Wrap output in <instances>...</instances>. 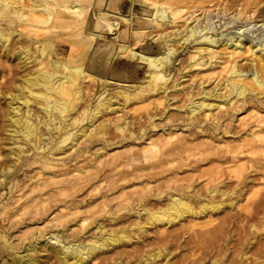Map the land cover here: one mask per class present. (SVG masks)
<instances>
[{
  "label": "bare ground",
  "instance_id": "bare-ground-1",
  "mask_svg": "<svg viewBox=\"0 0 264 264\" xmlns=\"http://www.w3.org/2000/svg\"><path fill=\"white\" fill-rule=\"evenodd\" d=\"M86 1L0 0V52L4 50L2 54L5 58L12 57L23 72L26 68L37 66L35 69L20 74L16 88L5 95L6 100L3 102L6 107L5 116L7 121L5 130L7 141L11 143L7 147V155L8 153L11 156L15 155V159L18 162L24 154L25 147L29 146L31 150L35 149L37 153L41 154L38 156L43 164L41 171H45L47 168L51 170L47 178H40L31 185L32 188H37V193L32 198L19 204V209L24 212L27 207H30V201H34V203L32 202V224H41L46 218L45 215L50 214L48 212L54 206L53 202H51L54 196L62 193L64 189L78 188L77 190H82L87 185L86 179H83L89 175H80L82 174L81 172L78 175L79 171H82L84 167L79 166L76 169H67L68 161L63 157L70 159L71 157L69 158L68 156L75 155L72 152L66 153V151L73 148V145L81 138L85 142L87 136L92 133L91 131H88V133L87 130L91 125L93 126L99 114L102 115L108 110L111 112L117 111L118 106L124 108L128 103L134 105L136 107L134 108L135 110L145 109L148 112L145 117L148 125L145 127L140 123L139 129L143 134H147V127H157V123L154 120L157 115L161 116L167 111L170 112L171 108L173 110L175 108L177 113L185 115L181 119L183 122L181 125H189L192 129L196 128L189 134L211 133L214 130L215 135L218 136V134L224 135V132H232L231 123H233L235 117L240 119V121L244 120V116L237 118L235 114H242L248 109L264 106V100L260 96L264 94V40L256 41L252 44L251 42L254 39L249 36L238 34L235 38L222 39L221 35L208 33L207 23L211 13L208 8L210 6L208 5V0H173L176 1L175 5L167 0H138L143 2L141 6L144 8V12L147 15L146 19L149 20L150 26L146 30L143 28L135 29L136 39L133 44L115 40L113 47H106L110 53V61L105 66L102 61L97 59L100 55L98 44L91 48L92 43H95L99 37L97 33H102L105 30L104 19L94 22L91 20V16L93 12H97L109 18L111 12L107 8L105 10L97 9L95 6L96 0H90L89 3ZM183 1H191L193 8L186 12L181 5ZM205 1L208 3L205 4ZM232 1L238 2L240 0ZM241 1L244 5L257 2L255 0ZM200 9L204 10L202 17L197 16ZM37 13L43 14L40 22L47 25V32L50 35L44 37L41 41L26 39L27 45H22L18 50L10 52L9 44L15 32L13 26L21 23L30 29L36 28L38 23H40L39 18L34 16ZM241 13L239 10L237 15ZM35 19L36 23L34 22ZM126 21L133 25L134 18H128ZM69 28H79L83 32L91 31L92 33L88 34L90 40H86L84 44L82 43L83 46L81 47H72L66 59L63 58L64 60H61L57 56V59H53V56L59 53L58 48L60 53L67 50V45L61 41L60 34L63 30ZM111 37L112 34L109 33L108 38L111 39ZM191 43L192 45H190ZM71 44H74V42L71 41ZM185 49L186 58L179 59L177 62L176 55H178L179 51ZM117 56L127 58L129 67L119 70L113 69L112 78L121 82L127 81V83L117 82L120 87L117 86L118 88L111 92L107 90L109 89L110 79H107L106 75L112 66V60ZM241 60L245 61L241 62ZM130 61L140 63V66L141 63L147 66V71L144 72L145 74L142 78H137V74L140 71L139 64L132 65ZM194 70L204 72L201 76L202 79L198 82L192 79L186 86L185 84L181 85L180 79L185 76H192ZM216 78H218V81L212 87H209L207 82L210 83L211 81L212 83V80ZM87 82L88 84H86ZM29 97L41 101L39 108L43 114L42 118L33 116ZM94 98L96 104L92 105L89 102H92ZM177 101L182 102V104L180 106H172V103ZM114 104H117V106L114 107ZM151 105L153 106L150 108ZM200 115L204 119L196 121L195 124L193 121ZM35 118L39 119H37V123L34 122ZM166 118H170V116L168 115ZM83 120H86L87 124L73 131L78 126V123ZM208 120L210 121L208 122ZM256 120L257 124L254 127L258 128L252 129L251 132L253 133L264 130L262 129L264 127V117L261 116ZM106 121L104 120L99 125V128L97 127L100 134H104L107 131L109 122L106 123ZM112 124L114 130L124 133L130 125H135V122L129 121L124 117L121 119L117 118V121ZM174 125L177 124L171 123L168 125V129H171L168 132L162 129L163 136L156 137L155 140L149 143L147 150H145L150 156L147 160L157 157L159 164H172L175 161H183L184 163L190 156H202L203 158V155H207L204 153L209 149L208 147L205 148L208 143L195 144L193 143L194 139H189L185 136L176 142H172L171 138L179 133L176 129H172ZM42 127L45 132L41 131ZM201 146L203 147L200 148ZM103 147L105 149L101 150H106V146ZM230 150L228 149L225 153L229 152L232 155ZM58 153H64V155L57 156L56 154ZM38 157L35 159L38 160ZM181 165L178 167H181ZM88 167H85L84 172L88 171ZM6 168L0 170L1 195L5 193L7 173L12 171L14 167L8 166ZM243 168H245L243 164L236 165V168L231 169V175L235 179L241 178ZM167 169L172 175L164 182L169 187L166 191L155 189L151 194H146L144 190H148L150 187L148 186V181L142 189L145 192L143 194L146 195L142 196V193H139L140 191H136L137 194L139 193L138 197L133 198V195L126 193L124 190L126 187L124 182L128 180L125 176L116 181L121 184L116 183L112 187L113 189L118 188L120 191V194L114 197L115 199L122 200V196L125 195L122 200L125 204V201L133 200L132 212L137 217L134 226L143 234L147 233V228L143 224L153 225L154 227L161 225V227H164L163 229H166V225L168 226V224H172L176 220L181 221L187 216L197 217L198 213L204 211H209L212 214L213 211L219 210L223 206L231 208L233 206L232 200L227 203L225 201H216L214 199L215 196L229 198V196L235 195L240 191V182L236 183L232 188L229 186L223 188V186L219 185L207 187L208 184L217 181L219 177L215 168L201 170L197 174V178L204 177L205 179V187L201 189H195L191 184L180 183L182 181H190L193 175L177 177L176 169ZM73 170L78 171L77 176L72 175ZM259 170L264 175V163L260 164ZM148 176L155 177L156 175L151 174ZM172 182L173 185H170ZM82 183L84 184L82 185ZM256 194L259 196L254 209L256 212L247 216H240L242 219L249 216L248 219L251 220L255 214H264V191H257ZM106 196V194H103V197ZM22 197L16 198L20 199ZM226 198L223 199L226 200ZM76 199L77 195H73L63 201L53 199L55 204L62 202L61 205H65L69 202L61 208L65 211L56 213L55 217L53 216L52 219H49V222L52 223L51 227L44 229V231L33 232L29 239H26L27 241L23 240L20 245L14 243V240L4 239L0 249L14 255L11 262H5V264H40V247H44L43 249L47 252L46 255L51 262L50 264H85L88 260L106 251L117 242L130 241L134 237V233L132 234L122 229L113 234L107 235L106 233L101 237L96 234L88 238L84 237L79 231L77 232L72 228L76 224L79 229L88 219V216H78L80 205ZM105 199H103V202L101 201L103 207L106 204ZM164 199L167 200V203L165 205H162L163 203L160 204ZM193 201L200 203L198 206H194ZM92 205L90 206L92 207ZM100 208L101 206H99V210ZM127 209L124 208V210ZM16 213L14 212L13 215H16ZM71 215H76L77 219L75 218L76 221L74 222L73 220H67L69 224L66 225L64 219ZM117 215L118 212L115 215L110 212L107 217L110 221L116 222L119 219ZM143 215L146 217V221L142 224L140 219ZM94 222L95 232L105 230L101 222L96 220ZM219 222L212 225V228L208 230V235L211 233L214 236V232L225 227V223H230L231 221L230 218H225ZM25 224L29 226L30 221ZM251 227L255 228L256 226L252 223ZM228 229L226 230L227 232H229ZM204 234L199 233L196 236L193 233L196 237L193 238L194 243L199 247L203 244ZM166 236L164 237L165 240L167 239ZM135 237L139 241L141 235H136ZM176 237H178V234ZM172 239H175V237ZM235 244L234 249L236 251L240 250ZM227 248V244L225 248L222 245L220 250L216 251L218 259H221L223 251L227 250ZM253 252V255L256 256L252 259V264H264V243L256 247ZM168 254L169 252L164 254L163 248H151L135 264H140L141 261H144L145 264H162L163 260L157 261V259L161 256L163 259L167 258ZM248 258L250 257L247 256L246 252H243L239 256V260L231 263L244 264ZM49 261L47 264H49ZM196 261L192 263L199 264L198 259ZM213 262L216 263L217 260L215 259ZM167 263L169 264V262L165 261V264ZM224 263V261H220L216 264Z\"/></svg>",
  "mask_w": 264,
  "mask_h": 264
},
{
  "label": "rangeland",
  "instance_id": "rangeland-1",
  "mask_svg": "<svg viewBox=\"0 0 264 264\" xmlns=\"http://www.w3.org/2000/svg\"><path fill=\"white\" fill-rule=\"evenodd\" d=\"M167 1L173 2V5L176 4V1ZM255 1L257 2H251L250 4L244 5V3L242 4L241 0L238 2H233L232 0H208V5H210L208 8L211 12H209L211 16L209 15V21L207 23L208 33L221 35L222 39H228L231 37L235 38L238 34H241L253 38L254 40L253 42H251L252 44H254L256 41L260 42L264 40V24H262L264 23V0ZM86 2L89 3L90 0H87ZM208 2L205 1V4ZM142 4L143 2L138 0H96L95 6L97 9L105 10L107 8L108 10L110 9L109 11L111 12V16L109 18H106L105 15L97 12H93L92 16L90 15L91 20L94 22H98L101 19H104V32L107 31V33L112 34V37L110 39L108 38L109 35L101 36L100 33H97L99 37L95 41V43L93 42L91 45L92 48L94 45L96 46L98 44L97 46L100 49V55L97 59L102 61L104 66L107 65V63H109L110 61V53L108 51V48L106 47H113L112 45H114L117 40L119 42L133 44L136 39L135 29L143 28L146 30L150 26L149 20L146 19L147 15L144 12V8H142L141 6ZM181 5L185 8L186 12L190 11L193 8V4L191 1H183L181 2ZM122 8L124 14L122 13ZM203 9L205 10V8ZM203 9H200L199 11L197 10L198 13L195 12L197 13L198 17H202L204 12ZM239 10L243 13V15L242 13L237 15V12ZM256 13H259L258 16ZM41 15L43 16L42 13H37L36 15H34L39 18V22L42 19ZM112 17L120 19V27L114 26V24L111 23ZM128 18H134L133 25L127 23L126 19ZM34 22H37L36 19ZM13 27L15 28V32L13 34V39L9 44L10 52L18 50L22 45H27L28 42L25 41L26 39L41 41L44 37H48L50 35V33L47 32V25L41 22L38 23V26L36 27L37 30L36 28L30 29L29 27L21 23H18ZM118 28V35H116L115 33ZM91 33V31L83 32L79 28H69L63 30L60 34V39L64 44L67 45V50L60 53V49L58 48L59 55H54L53 59H57V57L61 60L66 59L72 47H81L86 40H90L88 34ZM71 41H73L74 44H71ZM149 42L150 41L148 39V43ZM190 45H192V43ZM91 48L89 49L92 50ZM3 51L0 52V170L7 169L6 167L8 166H12L14 168L12 171L7 173L5 193L3 195H1L0 193V248L3 245L4 239L14 240V243L20 245L23 240H28L33 232L44 231V229H48L49 227H51L52 223L49 222V219H52L53 216L55 217L56 213L58 214L59 212H64L65 210H62L61 208L69 203L68 202L65 205H61L62 202H58L55 204V201L53 199L63 201L64 199H69L73 195H77L76 200L80 205V213L78 214V216H88V219L79 229L78 225L74 224L72 228L75 231H79V233L86 238L91 237L93 234H96L99 237L105 235L106 233L107 235L113 234L119 229L125 230L126 232L132 234L134 233V237L130 241L124 240L122 241V243L117 242L114 246L110 247L106 251L97 254V258L94 257L93 259L88 260L85 264H135L136 262L140 261V259L151 248L158 247L163 248L164 254L169 252L167 258L163 259V257L161 256L159 257V259H157V261L163 260L162 264H165V261L169 262V264H193L197 259L199 261V264H216L220 261H224V264H232V261L239 260V256L243 252H246L247 256L250 257L244 262V264L253 263L252 259L256 256L253 255V251H255L256 247L260 246L261 243H264V214H255V216L251 220L248 219L249 216L244 219H242L240 216L243 217L249 214H254L256 212L254 209L256 207V203L259 200V196L256 194V192L264 191V175H262V172L259 170L260 164L264 163V130L258 133L251 132L252 129L258 128L254 127V125L257 124L256 119L260 118L261 116L264 117V106L260 108L256 107L253 109H248L242 114H235L237 118L244 116V120L240 121V119H236V117L234 116L235 120L233 121V123H231L232 132H224V135L218 134V136L215 135L214 130L211 133L200 132V134L198 135L189 134L196 128L192 129L189 125H181V123H183L181 119L185 117V115L177 113L175 108L174 110L171 108L169 110L170 112L166 110L167 112L163 113L161 116L157 115L154 119L157 123V127H147V134H143L139 129L140 123H142V125L145 127L148 125L147 119L145 118L148 112L145 109L135 110L134 108L136 107L128 103L124 108L118 106L117 111L111 112L110 110H108L104 112L105 114H99L97 116V119L93 123V126L91 125L88 128L87 132L91 131L92 133L87 136L85 142H83L82 140L84 139L81 138L77 141V143L73 145V148H70L72 150L69 149L67 150L68 152L66 151V153L72 152L75 155L72 154V156H68L69 158L71 157L70 159L63 157L68 161L66 165L67 169H76L79 166L84 167L82 171H79L78 175L80 174V172L82 173L80 175H89L87 177L85 176V178L83 179H86L85 181L87 182V185H85L82 190H77L78 188L64 189L65 191L63 190L62 192L64 194L60 193L61 195L57 194L56 196H54L55 198L53 197V199L51 200L54 206L51 210H49L48 213L50 214L45 215L46 221L44 220L41 224L38 225L32 224V204L34 203V201H30L31 203L28 202L30 204V209L27 207L25 209L26 212L24 210L25 213L21 209H19V204L24 200L26 201L29 198H32L37 193V188H32L31 185H33L34 182L36 180H39L40 178H47L51 170L47 168V170L41 171L43 164L38 157L41 154L37 153L35 149L31 150L29 146L25 147L24 154L18 162L15 159V155L11 156L9 153L7 155V147L10 146L11 143L7 141V133L5 130V123L7 121L5 116L6 107L3 102L6 100L5 95L12 92L16 88L17 83H19L18 79L20 77V74L23 71L21 70L19 64H17V62L12 57L5 58V56L2 54ZM185 52L186 49L178 52V55H176L175 57L177 58V62L179 61V59L186 58L187 54ZM244 61L245 60H241V62ZM127 62H129L128 59L122 56H117L116 58H114V60H112V66L106 75V78L110 79V85L108 86L109 89H107L108 91L110 90L112 92L114 89L118 88V83L121 82L115 78H112L113 69L119 70L124 67L128 68L129 65ZM130 64H139L138 66H140V63H137L136 61H130ZM36 67L37 66L34 65L30 68H26L23 73L35 69ZM139 69L140 71L137 74L138 79L144 76V72L147 71V66L141 63ZM203 73V71L197 72L194 70L192 72V76H185L180 79L181 85L185 84L186 86L189 82L192 81V79L196 80L197 82L200 81L202 79L201 76L203 75ZM217 81L218 78L213 79L212 83L211 81L210 83L207 82V84L209 85V87H212ZM125 82L127 83V81H122L121 83ZM86 84H88V82ZM260 96L262 97V100H264V94H261ZM29 99L31 100L33 116L42 118L43 114L39 108L41 101L37 99L34 100L32 97H29ZM89 103H91L92 105L96 104L95 98L92 100V102L90 101ZM181 104L182 102L177 101L173 102L172 106H180ZM113 106L115 107L117 106V104H114ZM152 106L153 105H151L150 108ZM160 108H162V106H160ZM168 115L170 116V118H166L168 117ZM124 117H126L129 121L135 122V125L132 124L126 131H124V133H119L114 130L112 123L114 121H117V118L121 119ZM37 119H34L35 123L38 122ZM203 119L204 117L200 115L193 122H195L196 124V121ZM104 120H107L106 123L109 122V125L107 124V131L104 134H100L98 128L99 125L104 122ZM209 121L210 120H208V122ZM171 123L177 124L174 125L172 129H176V131L179 132L178 135H174L175 137L173 136L171 138L172 142H176L177 140H180V138L185 136L189 139H194L193 143L195 144H199L201 142L208 143L205 145V148L208 147L209 149L208 151H206L207 153H204L207 155H203V158L202 156H190V158L184 161V163L183 161H175L172 164H159L157 162V157L147 160V158H149L150 156L145 150H147L149 143L152 142V140H155L156 137L163 136L162 129H165V132L171 130L168 129V125ZM86 124V120H83L81 123H78V126H76V129H73V131L81 128V126ZM262 129H264V127H262ZM41 131L45 132V129L43 128ZM131 133L133 134L131 135ZM103 146H106V150H103L104 153L101 150L105 149ZM202 147L203 146H201L200 148ZM228 149H231L230 151L232 152V155L229 152L225 153V151H227ZM96 153L98 156L96 155ZM56 155L63 156L64 153H58ZM36 157H38L37 159L39 161L35 159ZM74 157H76V159H74ZM179 164L181 165V167H178L180 166ZM240 164H243L246 169H242L240 176L241 178L235 179L231 175V169L236 168V165ZM85 167H88V173L84 172ZM167 168L174 170L176 169L177 177L193 175V178L190 181H182L180 183L191 184L195 189H201L205 187L204 177L197 178V174L201 170H209V168H215L218 171L219 177L217 181L208 184L207 187L219 185L223 186V188L226 186L232 188L236 183L240 182V191L235 195L229 196V198L220 197L218 195L215 196L214 199L216 201H225L227 203L232 200L233 206L231 208L229 206H223L224 208L221 207L219 210L213 211L212 214H210L211 212L209 211H204L198 213L197 217L187 216L181 221L176 220L172 224H168V226L166 225V229H163L164 227H161V225L154 227L153 225L143 224L146 221V217L143 215L140 220L142 224L147 228V233L143 234L136 226H134L137 217L133 215L132 212L133 200L129 199V202L125 201V204L124 201L122 202V200L125 198L124 195L122 196V200L120 199L121 202L118 203V201L120 200H117L114 197L118 196L120 194V191L118 190V188L113 189L112 187L116 183L121 184L120 182L116 181L125 176V178H127L128 180L127 182H124V184L126 185L124 190L126 191V193L133 195V198H137L139 193H142V196L151 194L155 189L166 191L169 189V187L164 182L170 175H172L170 171H167ZM72 172V175L74 174L75 176L78 171L73 170ZM161 173L163 174L160 175ZM151 174L156 176L149 177L148 175ZM147 182L148 186L150 187L148 188V190H144L146 194H143L145 192L142 191V189L144 188V186H146ZM84 183H82V185ZM170 185H173V182L170 183ZM1 191L2 190H0V192ZM136 191L140 192L137 194ZM103 194H106L107 196L103 197ZM21 196L23 197L20 199L16 198ZM223 198H226V200H224ZM103 199H105L104 201L106 202L104 207L103 205H101ZM123 203L124 205H122ZM166 203L167 200L164 199L160 204L165 205ZM199 203L197 201H193L194 206H198ZM91 204H93L92 207L90 206ZM99 206H101L102 210L101 208L99 210ZM123 207L128 209L124 210ZM14 212H17V216L13 215ZM18 212L20 216H18ZM110 212H112V215H115V213L118 212L117 216L119 219L116 222L110 221L107 217L108 213ZM75 218L77 219L76 215H71L70 217L68 216L64 219V222L66 223V225H68L69 223H67V220H73L74 222L76 221ZM225 218H230L231 221L230 223H225L226 228H220L217 232L213 233L214 236H212L211 233L210 235H208V230L212 228V225L220 223L219 221H222ZM94 220L101 222L104 225L105 230L95 232V228L93 227L95 223ZM28 221H30V225L26 226L25 223H27ZM252 223L256 226L255 228L251 227ZM227 229L229 230V232L226 231ZM193 233L196 234V236L197 234L199 235V233H205L203 244L200 245V247L194 243L193 238L195 237V235H193ZM171 234L173 237L170 236ZM174 234H178V237H176V235ZM136 235H141L139 241L136 239ZM165 236L167 238L166 240L164 238ZM174 237L175 239H172ZM226 244L228 247L227 250H224V255L222 254L221 259H218V257L216 256V251L220 250V247H222V245L225 248ZM234 244L236 247H239L240 250L236 251L234 249ZM43 248L44 247H40L39 249V257L41 258L40 264H47L49 261L46 255L47 252ZM13 256V254L0 249V264L11 262ZM215 259L217 260L216 263L213 262ZM154 261L156 262V260ZM50 263L51 262L49 261V264ZM140 264H145V262L141 261Z\"/></svg>",
  "mask_w": 264,
  "mask_h": 264
},
{
  "label": "crops",
  "instance_id": "crops-1",
  "mask_svg": "<svg viewBox=\"0 0 264 264\" xmlns=\"http://www.w3.org/2000/svg\"><path fill=\"white\" fill-rule=\"evenodd\" d=\"M122 3H123V1H122ZM121 7H122V4H121ZM128 11V10H127ZM122 13H123V8H122ZM124 14V13H123ZM111 23H113L114 24V26H117V27H120L121 26V23H120V19L119 18H115V17H112V21H111ZM114 31H116V30H114ZM118 31H119V28H118V30L116 31V35H118ZM109 32H110V30H109ZM100 34H101V36H108L109 35V33H107V31H105L104 33L102 32H100ZM114 34V35H115Z\"/></svg>",
  "mask_w": 264,
  "mask_h": 264
}]
</instances>
